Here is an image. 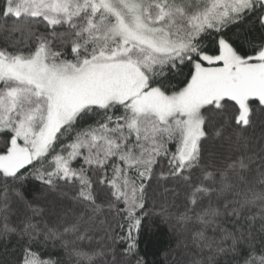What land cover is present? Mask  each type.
I'll return each mask as SVG.
<instances>
[{"label": "snow or ice", "instance_id": "6c2138e0", "mask_svg": "<svg viewBox=\"0 0 264 264\" xmlns=\"http://www.w3.org/2000/svg\"><path fill=\"white\" fill-rule=\"evenodd\" d=\"M264 264V0H0V264Z\"/></svg>", "mask_w": 264, "mask_h": 264}, {"label": "trees", "instance_id": "16d2710c", "mask_svg": "<svg viewBox=\"0 0 264 264\" xmlns=\"http://www.w3.org/2000/svg\"><path fill=\"white\" fill-rule=\"evenodd\" d=\"M146 239L151 243H145L142 248L147 251L149 264H169L170 253L176 248V239L171 234L159 232L153 236L152 232L146 233Z\"/></svg>", "mask_w": 264, "mask_h": 264}]
</instances>
